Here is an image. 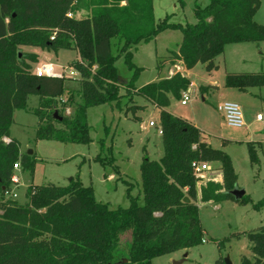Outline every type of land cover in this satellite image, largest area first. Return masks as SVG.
<instances>
[{
  "label": "trees",
  "instance_id": "obj_1",
  "mask_svg": "<svg viewBox=\"0 0 264 264\" xmlns=\"http://www.w3.org/2000/svg\"><path fill=\"white\" fill-rule=\"evenodd\" d=\"M259 7L260 0H209L205 7L196 2L197 23L184 26L169 22L170 16L157 23L154 0H0V264H153L157 257L203 244L198 193L203 203L234 197L229 193L238 180L233 161L203 141L199 128L168 110L192 84L179 70L135 87L142 68L134 64L133 50L166 30H181L178 50L165 61L171 68L182 63L192 70L204 64L211 71L228 45L264 42V26L254 20ZM80 11L89 16H72ZM114 39L121 44L117 55L112 53ZM35 46L77 51L78 59L70 66L80 73V102L74 103L72 96L61 102L66 78L32 72L29 62H36L37 55L22 53L19 59L22 47ZM121 57L134 71L126 94H121L116 67ZM226 86L239 90L264 86V75L228 74ZM31 96L39 97L33 110L39 119L37 139L62 143L92 142L89 108L139 96L160 109L164 156L143 160L144 204L129 195V207L112 209L97 201L93 187L84 186L79 176L68 186H30L25 204L6 200L13 189L14 165L33 173L36 163L11 137L15 112L28 111ZM72 106L73 112L66 115L65 109ZM248 151L251 163L259 165L255 145L248 143ZM95 161L106 167L114 159L99 155ZM194 161L220 163L223 182L209 181L198 189ZM238 201L252 203L247 195ZM263 207L264 199L254 204L257 210ZM128 232L132 237L128 259L118 262L121 237ZM247 237L252 257L243 256L241 264H264V226Z\"/></svg>",
  "mask_w": 264,
  "mask_h": 264
},
{
  "label": "rangeland",
  "instance_id": "obj_2",
  "mask_svg": "<svg viewBox=\"0 0 264 264\" xmlns=\"http://www.w3.org/2000/svg\"><path fill=\"white\" fill-rule=\"evenodd\" d=\"M202 7L209 0H154V17L157 23L170 16L169 22L196 24L195 3ZM72 16L82 18L89 13L80 11ZM255 22L264 26V0H260ZM183 39L181 30H166L150 43H141L133 50V62L142 68L134 85L136 88L170 77L180 70H170L169 59L172 51H177ZM121 44L113 40L112 53L117 55ZM22 53L35 54L36 62H29L32 72L45 64H54L58 71L71 70V64L78 59L74 49H46L42 47H22ZM242 58L248 60L243 64ZM225 61L236 66L232 71L238 74L264 75V42L232 44L226 52L215 60L216 68L209 71L204 64H198L189 71L190 81L195 84L189 88L191 100L187 103L173 100L170 112L187 122L196 125L202 131V137L212 148L227 153L234 164L238 176L236 187L250 196L252 203L242 204L232 197L221 202H198L201 223L205 231L206 242L168 255L157 257L153 264H221L229 259L232 264H241L243 256L252 257L251 243L247 233L264 226V207L260 210L254 204L264 199V121L259 122L257 115L264 117V86L249 87L248 93L225 86ZM160 66L161 70L158 68ZM121 94H126L134 71L125 64L124 57L116 62ZM232 69V68H231ZM237 69V70H236ZM79 79H66L67 91L63 99L73 97L74 103L81 101ZM217 86L207 92L202 87ZM130 91L129 95H132ZM128 95V96H129ZM122 98L119 103L104 104L87 110L90 125V144L62 143L50 140H38L36 137L39 124L33 110L39 106V97L31 96L28 111L17 110L12 135L20 143L21 153L32 156L36 163L34 171L21 167L15 174L20 177V184L13 187L6 200L27 203V189L30 186H43L53 183L68 186L70 180L80 177L84 186H92L97 201L106 203L112 209L130 206V196L138 197L139 204H144L143 179L141 165L145 157L159 161L164 156L162 136L158 133L161 126L160 109L146 104L142 97ZM223 102L237 103L244 114L246 128L237 129L227 125L218 110ZM136 109H131V106ZM71 112L74 106L70 107ZM138 108V109H137ZM154 121L157 127H150ZM248 143L254 144L261 163L252 164L249 157ZM30 152H33L30 154ZM102 155L114 159L106 167L95 159ZM212 171L210 180L216 177L217 163H209ZM199 188V186H198ZM13 194V195H12ZM132 242L131 232L121 237L117 253L118 262L128 259Z\"/></svg>",
  "mask_w": 264,
  "mask_h": 264
},
{
  "label": "built area",
  "instance_id": "obj_3",
  "mask_svg": "<svg viewBox=\"0 0 264 264\" xmlns=\"http://www.w3.org/2000/svg\"><path fill=\"white\" fill-rule=\"evenodd\" d=\"M52 40L54 39V37L51 38ZM38 77H55V78H77L80 77V73L74 69L71 68V70L66 71L65 69H63V71H58L57 67L52 64V63H45L39 67H37V69L34 72ZM173 75V74H172ZM192 86V84H191ZM190 86V87H191ZM188 91L183 92V96H182V100L184 103H187L191 100L190 96L187 95ZM61 102H66L67 100L63 99V97L60 99ZM218 110L219 112H221L226 120V123L228 126L232 127V128H237V129H243L246 127V122H245V118H244V114L242 112L241 107L234 102H223L220 103L218 105ZM71 108L67 107L65 109V114L66 115H71ZM257 120L259 122H263L264 121V117L259 114L257 115ZM150 127H157V123L154 121H151L149 123ZM158 133L159 135H163V131H162V127H158ZM6 142H9L8 139H6ZM21 166L20 164H15L14 165V169L15 171L17 169H20ZM192 169H193V173L194 176L196 178L197 181V186H199V188L203 185H205L207 182L212 181L209 179V173L212 171V168L210 166V164L208 162H204V161H194L192 163ZM214 181V180H213ZM12 182H13V187L17 186L20 184V178L19 176H17V174H15L12 178ZM12 192V191H11ZM11 192H7V196H9L11 194ZM206 240L203 241V243H205Z\"/></svg>",
  "mask_w": 264,
  "mask_h": 264
},
{
  "label": "crops",
  "instance_id": "obj_4",
  "mask_svg": "<svg viewBox=\"0 0 264 264\" xmlns=\"http://www.w3.org/2000/svg\"><path fill=\"white\" fill-rule=\"evenodd\" d=\"M239 44H243V43H239ZM232 45V44H231ZM229 46V45H228ZM227 46V47H228ZM226 47V48H227ZM173 52V51H172ZM225 52H226V49H225ZM171 54V53H170ZM242 53H241V61L243 62V64L245 65V64H247L248 63V60L247 59H245V58H242ZM170 56V55H169ZM170 64V63H169ZM178 67L180 68V72L184 75V76H186V77H188L189 78V71H191V70H187L186 68H185V66L182 64V66H179L178 65ZM234 67H236V66H231V68H229V64L225 61V69H226V71H225V78L227 77V75L228 74H238V73H236L235 71H232L233 69H234ZM175 69V67H169V72H170V70H174ZM237 70V69H236ZM190 79V78H189ZM192 83V86H195V84L193 83V82H191ZM191 86V87H192ZM225 86H226V81H225ZM205 88H208V87H205ZM210 88H216V89H218V87L217 86H210L208 89H210ZM230 88H233V87H230ZM208 89H206V91L205 92H207L208 91ZM234 89H237L238 91H240V92H242V93H248V91H249V89H246V90H239L238 88H234ZM65 96V95H64ZM63 96V97H64ZM173 102V101H172ZM146 104H144L143 106H148V104H150L149 102H145ZM148 103V104H147ZM152 105V104H151ZM171 105H172V103H171ZM154 106V105H153ZM155 107V106H154ZM171 107V106H170ZM170 107L168 108V110L170 111ZM245 118V117H244ZM194 125V124H193ZM196 126V125H195ZM197 127V126H196ZM247 127V126H246ZM245 127V128H246ZM198 128V127H197ZM202 132V131H201ZM11 137L12 138H15L13 135H12V130H11ZM202 139H203V141H205V139L202 137ZM206 142V141H205ZM207 143V142H206ZM256 147V146H255ZM257 150V149H256ZM215 163H217V169L216 170H218V171H216V177L218 178V179H216V180H214L215 182H220V183H222L223 182V173H222V170H221V164L220 163H218V162H215ZM234 165V164H233ZM235 168V167H234ZM19 169H17L16 170V172L18 171ZM17 174V173H16ZM18 176V175H17ZM20 178V177H19ZM20 182H21V180H20ZM199 189V188H198ZM13 195V194H12ZM199 201H201L200 200V192L198 193V202ZM198 202H197V204H198Z\"/></svg>",
  "mask_w": 264,
  "mask_h": 264
},
{
  "label": "water",
  "instance_id": "obj_5",
  "mask_svg": "<svg viewBox=\"0 0 264 264\" xmlns=\"http://www.w3.org/2000/svg\"><path fill=\"white\" fill-rule=\"evenodd\" d=\"M18 56H19V59L22 57V51H19L18 52ZM56 116H57V114H56ZM60 119H62L61 117H60ZM33 152H30V154H32ZM72 180V179H71ZM70 180V181H71ZM232 196H234L237 200H240V199H242L244 196H245V191L244 190H241L240 188H238V187H236L234 190H232L231 192H229ZM185 202H190V200H189V198H185ZM123 262H127V260H125V261H123ZM225 263L226 264H232L231 262H230V260L229 259H226L225 260Z\"/></svg>",
  "mask_w": 264,
  "mask_h": 264
}]
</instances>
